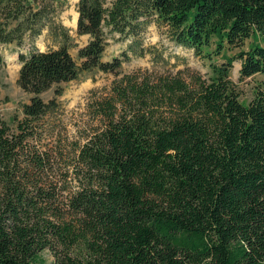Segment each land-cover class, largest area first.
<instances>
[{
    "label": "trees",
    "instance_id": "trees-1",
    "mask_svg": "<svg viewBox=\"0 0 264 264\" xmlns=\"http://www.w3.org/2000/svg\"><path fill=\"white\" fill-rule=\"evenodd\" d=\"M67 3L0 0V50L31 44L18 84L32 95L12 126L0 122V264H264V90L246 106L229 79L235 60L241 80L264 76V46L208 79L125 76L70 149L51 121L62 85L129 60H103L111 35L144 57L153 21L199 57L216 38L220 54L264 40V0H79L77 33L90 40L78 62L58 21ZM45 30L58 49L35 46Z\"/></svg>",
    "mask_w": 264,
    "mask_h": 264
},
{
    "label": "rangeland",
    "instance_id": "rangeland-1",
    "mask_svg": "<svg viewBox=\"0 0 264 264\" xmlns=\"http://www.w3.org/2000/svg\"><path fill=\"white\" fill-rule=\"evenodd\" d=\"M79 0H68L66 7L60 12L58 21L69 31L72 42L69 51L78 62V52L89 43V36H80L77 33ZM77 19V20H76ZM143 45L148 52L144 57H136L128 52L130 39H124L114 34L108 40V46L103 54L105 62L115 58L126 59L116 74L94 71L82 76L79 80L62 85L64 95L59 98L60 111L52 117L55 139L62 142L63 147L70 149V143L84 141L86 135L101 125L95 118L94 107L98 101L112 96V89L117 81L125 76L143 77L149 74L181 76L188 80L191 75H200L205 79L212 76V65H221L228 59H233L240 51H249L255 46H264V40L259 34L248 39L242 48L230 47L224 44L223 50L217 52L219 41L215 38L210 47L205 48L203 56L199 57L192 49L176 45L168 36L167 30L151 22L144 34ZM35 46L40 51L58 49L60 44L49 36L47 30L39 37ZM31 49L26 42L18 47L16 45L3 46L0 50L4 57L5 66L0 70V122L13 125L15 116H22V107L28 104L32 95L25 93L18 84L21 64L19 55ZM242 63L235 60L232 65L230 80L239 94V101L249 105L257 92L264 90V76L255 75L241 80L240 70ZM54 97V89L42 95L48 102ZM54 140V139H53ZM55 144L52 141V145ZM48 262L53 261L50 253L43 254Z\"/></svg>",
    "mask_w": 264,
    "mask_h": 264
},
{
    "label": "bare ground",
    "instance_id": "bare-ground-1",
    "mask_svg": "<svg viewBox=\"0 0 264 264\" xmlns=\"http://www.w3.org/2000/svg\"><path fill=\"white\" fill-rule=\"evenodd\" d=\"M77 20V19H76Z\"/></svg>",
    "mask_w": 264,
    "mask_h": 264
}]
</instances>
